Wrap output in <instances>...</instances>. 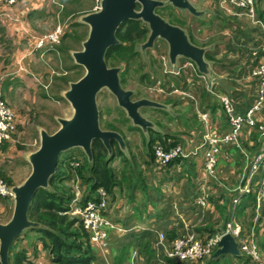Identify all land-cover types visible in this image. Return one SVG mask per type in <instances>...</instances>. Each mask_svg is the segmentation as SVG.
Instances as JSON below:
<instances>
[{
  "label": "crops",
  "instance_id": "1",
  "mask_svg": "<svg viewBox=\"0 0 264 264\" xmlns=\"http://www.w3.org/2000/svg\"><path fill=\"white\" fill-rule=\"evenodd\" d=\"M204 2L198 0V3L194 4L202 15L197 16L189 11L188 13L196 19L207 15L209 20L205 18L204 21H209L214 30V25L219 24V30L229 28L234 38L220 40L217 44L210 45L195 42V46L207 50L204 59L209 65V76L200 73L196 64L194 68H190L188 65L190 61L181 67L170 69L174 75L181 73L176 90L181 101L176 102L170 98L157 103L166 108L181 103L177 108L178 112L175 111L177 113L175 119L182 122V127L175 130L176 135H173L158 130L153 124L149 128H152L154 139L150 143L152 146H147L146 160H138L135 154H130L126 150L122 152L124 154L122 158L126 159L125 163H121L123 159L120 158L112 162L119 161L122 170L126 166L127 170L132 171L130 182L129 180L122 182L114 189L113 194L108 195V208L105 214L121 231L110 230L106 245L90 243L94 258L89 264H191L169 258L167 251L177 239L187 235H194L205 241L212 236V231L215 234L223 230L225 222L232 214L234 200L239 197L237 188L247 184L252 166L261 150L259 131L245 125L237 142L220 146V151L216 154L218 177L223 169L222 156L229 161V167L239 164L236 179L238 181L228 190L216 185V182L209 178L206 153L210 146L203 142L202 137L206 134L222 136L231 130L221 96L228 97L235 114L241 116L255 104L258 80L253 76V72L262 59L264 0H256L257 16L262 25L254 24L243 11L230 4L222 5L220 0ZM69 4V0H18L16 6L9 7L0 1V97L12 108L16 116L12 140L5 143L0 151V177L13 187L23 184L29 176L21 183H13L9 163L21 159L24 155L25 163L32 169L29 157L37 151L36 149L25 152L26 147L20 144L25 138L27 125H32L34 133L36 126L40 144L41 132L49 131L42 122L38 123L35 120L39 117V112L43 114V110L48 106L55 105V102L63 99L66 104L68 103L65 110L73 111L63 93L60 98L52 93L56 75L52 64L59 62V57L50 50L46 52L38 49V42L42 36L59 24H63L65 28V22L70 17L67 11ZM213 10L223 12L227 17L223 15L221 19L215 18ZM235 22L238 24L234 25ZM249 27L252 28L248 29ZM199 75H205L208 82L204 83ZM174 83L169 81L168 85L174 86ZM208 86L211 87L210 90L207 89ZM171 92L173 91L169 93ZM29 104L40 106L42 110L39 112L31 110L28 108ZM167 110L170 111L169 107ZM199 112L207 114L208 120L201 119ZM53 117L59 126V119H69L59 115ZM254 118L258 123L264 122V110L256 112ZM176 136L185 153L204 148L194 156L176 160L168 166H161L155 155L152 156L151 149L159 144L166 147L165 143ZM37 144L38 141L35 139L33 145ZM78 151L74 150L70 156L74 157ZM70 160H63V166ZM76 160H71L67 164ZM122 170L118 171V174ZM77 178L83 192L84 203L87 186L83 185L78 176L72 177L70 181L72 196ZM220 190L223 192H219ZM251 193L255 194V205L250 206L244 196L236 207L235 234L239 241L243 240L241 236L251 235L250 241L256 243L254 229L260 228L262 235L264 232V220L261 221L264 205V171L253 177ZM197 196H203L209 202L208 205L203 207L196 203ZM11 203L14 213L15 201L0 200V218L6 213L7 204ZM240 203L245 205L244 209L238 208ZM218 206H226L224 215L219 213ZM11 218L5 223L0 221V224L8 223ZM18 249L28 252L32 264H51L47 251L31 229L26 230L17 242ZM227 257L225 261L218 259L216 264H238L233 257Z\"/></svg>",
  "mask_w": 264,
  "mask_h": 264
},
{
  "label": "water",
  "instance_id": "2",
  "mask_svg": "<svg viewBox=\"0 0 264 264\" xmlns=\"http://www.w3.org/2000/svg\"><path fill=\"white\" fill-rule=\"evenodd\" d=\"M169 3L197 16L202 15L189 0H169ZM163 5L159 0H103L99 12L82 18L81 23L90 26V34L83 43L84 50L72 55L76 64L84 67L86 73L80 80L71 83L70 89L64 92V98L71 104L74 114L69 119H59L61 127L54 134L44 130L41 132L40 147L29 157L32 172L23 184L13 188V216L8 223L0 224L1 264H10V251L17 238L28 229L40 227L29 219L30 206L36 193L49 187L63 153L81 149L91 162L94 140L102 141L110 155L113 152L112 141L119 143L122 152L127 150L119 133L104 131L100 126L97 96L104 88L111 91L133 122L142 128L151 124L140 114V108L152 106L168 109L148 99L133 101L132 92L124 90L121 85L120 70L108 67L106 53L111 47L120 44L117 31L123 23L142 20L149 25L151 31L144 48H153L157 38L165 39L170 47L173 66L178 57H184L194 62L200 73L210 75L209 65L204 59L207 50L191 44L184 30L171 25L156 13ZM228 255L241 256L239 243L230 233L221 238L211 259Z\"/></svg>",
  "mask_w": 264,
  "mask_h": 264
},
{
  "label": "rangeland",
  "instance_id": "3",
  "mask_svg": "<svg viewBox=\"0 0 264 264\" xmlns=\"http://www.w3.org/2000/svg\"><path fill=\"white\" fill-rule=\"evenodd\" d=\"M163 2V6L158 8L156 10V13L160 15L163 19H165L168 23L171 25L180 26L181 20L185 19L187 20L190 18L189 14L187 13L188 10L186 9H178L176 7H172L171 3H169V0H159ZM191 2H194L195 4L198 3V0H189ZM207 1V0H202ZM204 2V3H205ZM67 6V5H66ZM68 7L69 12V19L65 22V33L71 32L70 27H74L75 24H79V27H74L78 30L79 35H81L83 38L89 37L90 34V26L82 22V18L91 14L93 3L92 0H79L78 3L72 4L70 3ZM262 6L264 7V2L262 3ZM62 8V6H61ZM64 12V11H63ZM213 13L215 14V18L221 19L224 15L223 12H216L213 10ZM227 17L226 15H224ZM9 17V16H8ZM206 20H209V18H206ZM238 23L235 22L234 25H237ZM147 25V36L145 39H143L137 46H136V52L137 55L131 59L129 62V65L125 67V63H119L113 58H109L106 60V63L109 68H118L120 70L119 77L120 80H123V83L121 84L124 90L132 92V99L133 101H138L142 99H149L151 101L155 102H165L168 99H173L176 102L181 101V97H179V93L176 92L177 90V84L179 83L178 80H176L175 77L172 76H164L165 71H170L171 68H177L181 67L182 63H175V66L168 63V47L166 43H164L161 39L157 38L156 44L154 43L153 48H144L145 44L147 43L149 36H150V28L149 25ZM215 30L213 29V26H201L200 24L191 23L186 28L184 27V30L188 31L189 33H193V36L197 43L202 42L203 45H210V44H217V42H220V40H232L234 38L233 33L228 28L227 30L221 31L219 30V24L214 25ZM252 27H249L250 29ZM54 30V29H53ZM51 30L50 32H52ZM200 30H202L200 32ZM48 32V33H50ZM64 33V34H65ZM119 41L121 39L117 37ZM67 45H69V48L71 49V57L66 58V62H62V53H58V51L54 50L51 52L56 53L57 57H59V62H55V64H52L54 66V69L56 71V75L54 78V86L52 93L54 96H58L59 98L62 97L61 93L64 94V92H67L70 89V86L66 83L61 81V78L67 77L71 80L77 79L80 75H83L86 73V70L84 67L81 66V68L71 70L69 72V68L74 66L76 64L73 53L78 51H83L84 47L81 41L69 38L66 41ZM43 51L48 52V47L41 48ZM73 52V53H72ZM68 56V55H67ZM181 62V60H180ZM171 75V74H170ZM172 81L175 82L174 86L168 85V82ZM121 82V81H120ZM179 90V89H178ZM170 91H175L172 95H168ZM55 105L48 106L44 111L43 114H41L39 111L42 110L40 106H36L35 104H29L28 108L33 109L36 112H39L38 116L35 120L40 123L42 122L48 130L49 134H54L56 131L59 130L61 126H59L54 121V115L59 116H66L67 118H71L73 116V111L69 112L68 110H65V107H68V103L66 104V101L60 100L59 102H55ZM97 106L99 110V121L100 126L102 130L104 131H112L111 126H114L115 130L119 134H121L123 140L125 139L126 142H130V147L127 149L128 152L133 153L136 155L138 160H146L147 156V146L146 143L151 141L152 136L150 135V129L149 126L146 128L137 127L133 120L128 116L127 112L119 105L117 98L111 93V91L108 88H104L97 96ZM179 106H181V103L174 107L173 105L168 106L170 111L169 114L171 117L169 119H161L159 115L154 114L151 110V107H148L150 109H147L146 107L142 109V115L152 123H155V121H159L160 125H156L155 128H158V130H163L164 133H170L173 135L175 130H177L179 127H182L181 121L175 119V116L179 109H177ZM172 108L174 109L173 113ZM39 120V121H38ZM35 133L33 131L32 125H27L26 132H25V138L24 140L20 141L21 145H24L26 147L25 152H28L29 150H36L40 147L39 140H38V134L36 132V126H34ZM35 139H37L38 144L37 146H34ZM154 139V137H153ZM26 143L28 146H26ZM119 144V143H118ZM39 146V147H38ZM74 150H79L76 153V157L78 160L73 161V163H79L80 165L84 162V157L81 155L82 150L80 149H73L71 151H68L66 153H63L61 156V161L65 160L66 157L71 154ZM130 159L132 156H129ZM223 158V169L221 171V175L219 176V179L211 178L215 182H218L220 187L223 189H229L232 187L233 184H235L238 180V173L239 171L237 168H239V164L229 167L230 164L227 159H225V156H222ZM133 159V158H132ZM131 159V160H132ZM10 169L12 171L11 176L13 183H21L25 178H27L30 173L32 172L31 167L25 163L24 161V155L21 159H17L15 162L9 163ZM64 166H68L67 163L64 164ZM112 167L116 168L118 171L122 170V167L120 165L119 161H115L112 163ZM119 175L121 176V173L119 172ZM240 176V175H239ZM184 182V181H183ZM68 187H70L71 182H68L66 184ZM214 185V184H213ZM219 192H223L220 190ZM13 213V204H7V211L6 213L0 218V221L2 223L7 222L11 217ZM258 215L260 213H257ZM209 219V218H206ZM262 221L264 220V214L262 215ZM207 222V221H204ZM263 223V222H262ZM226 226V222L224 224ZM241 238L246 239L245 236H241ZM250 242V240H248ZM228 258L227 256H223L220 259L226 260ZM206 263V260L204 261ZM202 262V263H204ZM204 263V264H205Z\"/></svg>",
  "mask_w": 264,
  "mask_h": 264
},
{
  "label": "trees",
  "instance_id": "4",
  "mask_svg": "<svg viewBox=\"0 0 264 264\" xmlns=\"http://www.w3.org/2000/svg\"><path fill=\"white\" fill-rule=\"evenodd\" d=\"M69 1L72 4L79 2V0ZM74 27H79V24H75ZM74 27H70L71 32L68 34L66 33L62 39L63 45L60 47L59 51L62 53L63 63L67 61V57L72 60L71 49L65 41L69 38H74L81 41L83 44L88 39V36L87 38H83L79 35L78 30ZM146 31L147 25L142 20H129L123 23L117 31V37L121 39L120 44L111 47L107 51L106 60L113 58L119 63L124 62L125 67H127L131 59L137 55L135 50L136 46L146 38ZM78 68H81V66L74 64V66L69 68V72ZM83 76L84 74L80 75L75 80L63 77L61 78V81L66 82L70 86L71 83L77 82ZM120 81L122 84L123 80ZM109 130H115L114 126H111V129ZM173 139L176 140L178 138L176 136L173 137ZM116 143V141H112L111 144L113 152L110 155L102 141L94 140L92 142V161L90 162L86 155L81 153L84 157V162L76 168H73L71 164H67L68 166L64 169L62 164L63 161L60 160L56 173L50 179L49 187L47 189H40L34 196L28 215L29 219L32 222L38 223L40 227L31 229V231L37 234L40 243L48 253L51 264H89L93 260L94 257L90 247L91 241L87 230L79 219L72 218L69 214H67L74 195L72 196L71 187H68L66 184L72 180V177L78 176L82 180L83 185L87 186L84 195V202H98L100 200L98 193L99 190L104 189L108 195H111L113 194L114 189L118 187V185L122 184V182H128V180L130 182L132 178V171L127 170L126 166L122 170L121 176L118 174V171L111 167V163L118 158L121 160L123 159L121 163H125L126 161L125 158H122L124 154L120 150L119 145ZM177 144L178 141L176 140L171 143L170 146H175ZM149 146L151 147L152 145L149 144ZM151 154L152 156L155 155V149H151ZM68 156H70V154ZM76 156L66 157L65 160H76ZM245 196L250 206L255 205V194L251 193ZM240 204L241 205H239L238 208L244 209L245 205L243 203ZM217 208L219 213L222 215L225 214L226 206H218ZM262 214H264V205ZM233 224L235 230V216L233 217ZM212 232L213 233L211 235H214V231ZM254 232L256 236L255 241L262 254L261 262L264 264V232L262 235V230L260 231V228H255ZM20 238H17L12 245L10 251V263L32 264L26 250H17V242ZM251 238L252 237L250 235L247 236L245 240L248 241ZM233 258L238 264H255V261L245 254H242L240 257ZM217 260L218 259H207L206 262H208V264H216L218 262Z\"/></svg>",
  "mask_w": 264,
  "mask_h": 264
},
{
  "label": "built area",
  "instance_id": "5",
  "mask_svg": "<svg viewBox=\"0 0 264 264\" xmlns=\"http://www.w3.org/2000/svg\"><path fill=\"white\" fill-rule=\"evenodd\" d=\"M6 3L9 7H14L18 0H0ZM103 0H92L93 7L92 13H97L101 10V4ZM221 4H230L232 7L243 11L250 20L256 25H262V22L257 16L256 10V0H220ZM64 25H58L52 32L45 34L39 39L38 49L43 47H48L50 51L58 49L61 45V39L64 35ZM253 76L258 80V91L255 104L250 108L247 113L243 116L237 115L231 105L228 97L221 96L220 99L224 104L225 112L229 118L231 130L222 136H210L208 134L202 137L203 142L210 146V150L206 153V168L208 175L211 178L218 179L217 175V156L216 154L220 151V146L224 144L237 142L239 136L247 125L250 129H257L260 133V144L261 150L252 166V172L247 180L245 186H239L237 191L239 192V197L234 200L233 212L236 210V206L243 195H248L252 190V179L255 175L261 173L264 169V122L258 123L254 118L256 112L264 110V44L262 46V59L259 66L254 70ZM205 78L204 75H202ZM208 90L211 89L210 86L207 87ZM201 119L204 121L208 120V115L199 112ZM16 116L14 111L8 104H6L0 97V151L5 143L12 140L13 132L15 129ZM172 142H169L166 147L161 144L157 145L155 149V158L161 164V166H167L170 162L194 156L200 152L204 147L197 148L189 153L183 152L182 146L177 144L175 146H170ZM73 168L79 167V163H71ZM100 200L98 202L94 201H83V192L79 186V181L74 183L73 195L74 198L71 201L70 209L68 214L72 218L79 219L85 229L87 230L91 243L106 245V240L108 239L110 230H119L106 216L105 212L108 208V194L104 189L99 190ZM10 199L14 200L15 195L13 192V187L7 184L0 177V200ZM196 203L206 206V202L202 197L196 199ZM232 234L237 237L233 224L229 222L226 228L209 237L207 240L202 241L196 238L194 235H187L180 239H177L171 248L167 251V256L169 258H176L181 262H188L191 264L202 263L207 259H210L212 254L217 249V245L221 238L225 234ZM240 250L243 254L251 257L255 264H263L261 262V253L254 241L242 240L240 243Z\"/></svg>",
  "mask_w": 264,
  "mask_h": 264
},
{
  "label": "flooded vegetation",
  "instance_id": "6",
  "mask_svg": "<svg viewBox=\"0 0 264 264\" xmlns=\"http://www.w3.org/2000/svg\"><path fill=\"white\" fill-rule=\"evenodd\" d=\"M190 3L191 4H195L194 2H191L190 1ZM196 5V4H195ZM171 6L174 8L175 6L173 5V4H171ZM181 10V9H180ZM188 13V12H187ZM189 14V13H188ZM189 16L191 17V18H188L187 20H181L180 22H181V24H180V26H176V27H179V28H181L182 30H184V27L186 28V26H188L189 24H191V23H198V24H200L201 26L203 25V26H209V21H204V19L205 18H207V15H205L203 18H200V19H196V17H194V16H191L190 14H189ZM211 27V26H210ZM184 32H185V34H186V36L188 37V41L191 43V44H193L194 46L196 45L195 44V42H196V40H195V38H194V36L193 35H191V33H189L188 31H186V30H184ZM164 43H166V45H167V47H168V52H167V57H168V63L169 64H171V57H170V47H169V44H168V42L165 40V39H161ZM158 40H156V42H157ZM156 42H155V44H156ZM197 47V46H196ZM180 60H181V62H180ZM187 61H190L189 59H187V58H184V57H178L177 59H176V63H182V65H184V64H186V62ZM188 63V62H187ZM194 62H192V61H190L189 63H188V65L190 66V68L192 67V68H194ZM172 65V64H171ZM171 74V75H170ZM181 75V73H178V75H174V74H172L171 73V71H165L164 72V76H167V77H169V76H172V77H175L176 78V80H179V76ZM199 78L204 82V83H207L208 81H207V78H206V76H205V78H203L202 77V75H199ZM194 84V83H193ZM175 91H173V92H171V93H169V94H173ZM183 93V92H182ZM186 96H189L188 94H185ZM133 100V99H132ZM149 100V99H148ZM154 102V101H153ZM157 103V102H156ZM147 109H150V108H148V107H151V110H153V108L155 109V113L154 114H157V115H159V116H161L160 118L161 119H163V120H165V119H169L170 117H171V115L169 114V110H167V109H158V108H156V107H152V106H145ZM145 107H142V108H140L139 109V112H140V114L142 115V109L143 108H145ZM174 107H176V106H174ZM173 111H174V109L172 108V112L171 113H173ZM153 112V111H152ZM143 116V115H142ZM144 117V116H143ZM145 118V117H144ZM146 119V118H145ZM147 120V119H146ZM148 121V120H147ZM151 125H153L154 124V126H156V125H159L160 123H159V121H156L155 123H152L151 121H148ZM137 127H140V126H137ZM150 127V126H149ZM150 129V135L152 136V138H151V141L153 140V137H154V134L151 132V129L152 128H149ZM114 132H117V130H113ZM118 133V132H117ZM121 135V134H120ZM125 140V139H124ZM151 141L148 143H146V146H148L150 143H151ZM117 144V143H116ZM126 145H127V147H128V149H129V147H130V142H126Z\"/></svg>",
  "mask_w": 264,
  "mask_h": 264
},
{
  "label": "clouds",
  "instance_id": "7",
  "mask_svg": "<svg viewBox=\"0 0 264 264\" xmlns=\"http://www.w3.org/2000/svg\"><path fill=\"white\" fill-rule=\"evenodd\" d=\"M17 3H18V2H17ZM16 5H17V4H16ZM16 5H15V6H16ZM91 13H92V12H91ZM60 25H63V24H60ZM56 27H57V26H56ZM64 33H65V31H64ZM65 34H66V33H65ZM65 34H64V35H65ZM64 35H63V36H64ZM62 39H63V37H62ZM62 39H61V45H60V46L58 47V49H57V51H58L59 54H60L59 49H60V47L63 45ZM40 50H42V49H40ZM60 58H62V56H61ZM84 75H85V74H84ZM204 76H205V75H204ZM124 141H125V140H124ZM175 141H176L175 139L171 138V139H170L167 143H165V144H168L169 142H172V143H173V142H175ZM125 143H126V141H125ZM60 160H61V159H60ZM177 160H179V159H177ZM174 161H176V160H174ZM174 161H172V162H174ZM170 163H171V162H170ZM170 163H169V164H170ZM169 164H168V165H169ZM168 165H167V166H168ZM218 179H219V177H218ZM4 181H5V180H4ZM5 182H6V181H5ZM6 183H7V182H6ZM7 184H9V183H7ZM215 184H218V185H219L218 182H216ZM9 185H10V184H9ZM10 186H11V185H10ZM219 186H220V185H219ZM12 187H13V186H12ZM13 188H14V187H13ZM251 188H252V187H251ZM248 195H249V194H248ZM244 196H245V195H243L242 197H244ZM198 197H202V198L205 200V202H206V206L208 205L209 202H208L203 196H197V198H198ZM242 197H241V198H242ZM197 198H196V199H197ZM241 198H240V200H241ZM240 200H239V202H240ZM13 201H14V200H13ZM195 201H196V200H195ZM239 202H238V203H239ZM237 205H238V204H237ZM206 206H205V207H206ZM236 207H237V206H236ZM68 212H69V211H68ZM68 212H67V214H68ZM234 216H235V211H234V212L232 211V214H231V216H230V219L226 222V225H227L229 222H231V223L233 224V217H234ZM233 227H234V224H233ZM225 228H226V226H224V229H225ZM224 229H223V230H224ZM223 230H221V231H223ZM221 231H219V232H221ZM217 233H218V232H217ZM215 234H216V233H215ZM225 235H226V234H225ZM212 236H213V235H212ZM235 238H236V240L238 241V243H239V248H240V243H241V241H239L237 237H235ZM243 240H244V239H243ZM256 245L258 246V244H256ZM258 248H259V247H258ZM216 251H217V249H216ZM216 251H215V252H216ZM215 252H214V253H215ZM240 252H241V250H240ZM260 253H261V252H260ZM242 254H243V253L241 252V256H242ZM212 256H213V254H212ZM212 256H211V258H212ZM228 256H229V255H228ZM231 257H232V256H231ZM261 257H262V254H261ZM211 258H210L209 260H211Z\"/></svg>",
  "mask_w": 264,
  "mask_h": 264
}]
</instances>
